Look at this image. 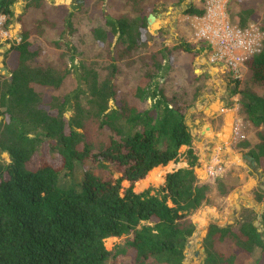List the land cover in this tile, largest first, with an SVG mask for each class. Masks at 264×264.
Returning a JSON list of instances; mask_svg holds the SVG:
<instances>
[{"label": "trees", "instance_id": "16d2710c", "mask_svg": "<svg viewBox=\"0 0 264 264\" xmlns=\"http://www.w3.org/2000/svg\"><path fill=\"white\" fill-rule=\"evenodd\" d=\"M14 2L0 0L7 23ZM31 2L44 0H26L23 10ZM248 2L236 1L239 26L255 18ZM97 5L102 27L95 37H115L114 52L102 79L87 73V90L74 93L70 117L69 94L44 101L35 88L58 90L64 72L40 63L41 48L30 40L31 31L22 26L9 50L10 80L0 85V151L8 155L0 158V264H182L195 230L190 214L207 203L209 185L194 170L198 157L184 117L186 95L170 104L145 75L130 90L134 102L118 97L116 60L137 49L152 8L134 19L125 13L111 18L103 0ZM137 6L141 11L140 2ZM185 12L201 14L203 8L189 5ZM196 45H190L194 54L203 49ZM246 68L248 82L259 90H238L240 111L255 130L250 155L264 175V42ZM190 75L198 78L193 70ZM181 146L187 147V166L167 172L154 193L134 190L153 168L177 162ZM253 197L261 201L263 195L254 190ZM260 224L262 231L252 218L235 225L209 222L203 264H264V211ZM123 235L105 246V239Z\"/></svg>", "mask_w": 264, "mask_h": 264}, {"label": "rangeland", "instance_id": "374dc122", "mask_svg": "<svg viewBox=\"0 0 264 264\" xmlns=\"http://www.w3.org/2000/svg\"><path fill=\"white\" fill-rule=\"evenodd\" d=\"M25 1L15 0L11 7L13 16L8 23L5 16L0 14V76H4V79L0 77L1 88L5 80H10L7 65L9 50L19 41L23 26L31 31L30 40L40 45V63L56 65L64 72V80L58 90L36 85L35 88L43 95L44 101L55 95L69 94L66 116L70 117L74 112L72 105L74 93L80 88L87 90L85 84L87 73L91 71L96 73L98 79H102L107 73V66L111 62L110 56L114 52L115 37L111 34L105 40H98L95 37V31L102 27V10L98 8V0H44L42 5L31 2L23 10ZM103 1L102 9L111 18L125 13L134 19L137 15L145 14L147 7L152 8L146 15L148 17L149 14H153L155 18L150 20L149 24L146 18V27H140L137 49L116 60L118 97L124 96L134 102L130 90L145 75L151 77L153 82L151 87L161 92L170 104L178 102L179 96L185 94L189 105L184 117L193 134L191 147L195 153L199 152L198 148L194 149L196 137L206 121L201 111L203 103L215 94L218 84L224 88L220 98L224 104L229 103L230 95L237 93L236 108L241 136H237L231 143L235 154L233 161L226 164L217 156L210 162H205L196 154L198 163L194 170L198 181L209 185L208 200L205 205L190 214L196 225L194 224L195 230L186 241L182 264H203L205 256L203 239L209 222H216L220 226L235 225L241 219L252 218L254 225L262 231L260 215L264 211V175L250 158L257 137L255 130L240 111L238 93L239 89L246 86L256 90H259V87L248 82L246 65L239 80L232 79L227 72L219 69L214 70V75L206 74L207 68L199 72L196 70L195 60L202 53L200 51L194 54V48L190 46L195 42L191 38V31L185 19L189 13L185 10L189 5L202 8L205 0ZM236 1L225 0L226 11L234 24H237ZM139 2L142 12L137 6ZM248 3L254 6L253 21L259 22L264 30V0H249ZM4 67L7 74H4ZM192 70L198 78L191 77ZM234 85H237L235 91ZM231 92L233 94H230ZM2 118L0 114V121ZM186 148V146L180 148L181 155L177 162L171 161L167 165L155 167L143 179L135 182L134 190L139 192L150 188L151 193H154L163 184L167 172L181 167L185 161L183 154ZM0 158L7 160V153L0 151ZM126 184V181L122 182V185ZM254 190H259L263 195L261 201L254 199ZM126 237V235L109 237L105 239V246L111 248Z\"/></svg>", "mask_w": 264, "mask_h": 264}, {"label": "built area", "instance_id": "2783aa9c", "mask_svg": "<svg viewBox=\"0 0 264 264\" xmlns=\"http://www.w3.org/2000/svg\"><path fill=\"white\" fill-rule=\"evenodd\" d=\"M203 13L187 14L185 19L196 44L203 45L201 53L209 64L222 68L232 79L239 80L246 61L261 52L264 30L257 21L240 27L230 21L225 0H205ZM236 135L241 136L239 127ZM240 133V134H239Z\"/></svg>", "mask_w": 264, "mask_h": 264}, {"label": "crops", "instance_id": "0c3cea01", "mask_svg": "<svg viewBox=\"0 0 264 264\" xmlns=\"http://www.w3.org/2000/svg\"><path fill=\"white\" fill-rule=\"evenodd\" d=\"M195 64L196 70L198 72L204 71V68H207L208 71L206 72V74L212 73V75H214V70H222V68L218 66L209 64L203 54L196 58ZM234 87L235 85L233 86V88ZM223 92V86H220V84H218V89L215 94L212 95L210 99H207L203 103V107L201 108L204 119H206V121L201 126L199 135L196 137L194 149H199V152H196L195 154H198L199 159L201 158L205 162H210L211 160L219 156L226 162V164H228L227 162L233 161V158L235 156L234 149L231 143L236 140V128H238L239 124L236 108L238 97L237 93L232 96L230 95L229 103L227 102L226 104H224L223 101L220 100L221 93ZM230 94L233 93L231 92ZM197 115L198 113L196 114V116ZM191 136L193 139L192 133ZM182 166H187L186 161L182 162L181 167Z\"/></svg>", "mask_w": 264, "mask_h": 264}, {"label": "water", "instance_id": "95a60500", "mask_svg": "<svg viewBox=\"0 0 264 264\" xmlns=\"http://www.w3.org/2000/svg\"><path fill=\"white\" fill-rule=\"evenodd\" d=\"M154 15L153 14H149L147 17V23L149 24L150 20L154 19ZM4 74H7V69L6 67H4ZM253 160V157H250ZM194 224L196 225V223L194 222ZM185 253V252H184Z\"/></svg>", "mask_w": 264, "mask_h": 264}, {"label": "bare ground", "instance_id": "6f19581e", "mask_svg": "<svg viewBox=\"0 0 264 264\" xmlns=\"http://www.w3.org/2000/svg\"><path fill=\"white\" fill-rule=\"evenodd\" d=\"M199 231V230H198Z\"/></svg>", "mask_w": 264, "mask_h": 264}]
</instances>
